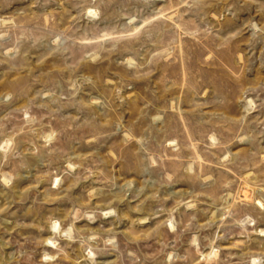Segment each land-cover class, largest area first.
Here are the masks:
<instances>
[{"label":"rangeland","instance_id":"1","mask_svg":"<svg viewBox=\"0 0 264 264\" xmlns=\"http://www.w3.org/2000/svg\"><path fill=\"white\" fill-rule=\"evenodd\" d=\"M0 264H264V0H0Z\"/></svg>","mask_w":264,"mask_h":264},{"label":"bare ground","instance_id":"2","mask_svg":"<svg viewBox=\"0 0 264 264\" xmlns=\"http://www.w3.org/2000/svg\"><path fill=\"white\" fill-rule=\"evenodd\" d=\"M52 226H55V224H53Z\"/></svg>","mask_w":264,"mask_h":264}]
</instances>
